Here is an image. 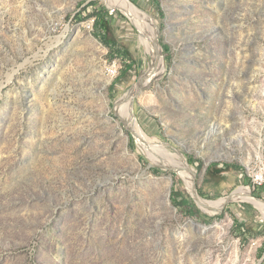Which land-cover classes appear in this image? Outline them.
<instances>
[{
	"label": "rangeland",
	"instance_id": "obj_1",
	"mask_svg": "<svg viewBox=\"0 0 264 264\" xmlns=\"http://www.w3.org/2000/svg\"><path fill=\"white\" fill-rule=\"evenodd\" d=\"M127 1L165 63L137 93L138 14L0 0V264H262L264 209L205 205L264 201V0Z\"/></svg>",
	"mask_w": 264,
	"mask_h": 264
},
{
	"label": "bare ground",
	"instance_id": "obj_2",
	"mask_svg": "<svg viewBox=\"0 0 264 264\" xmlns=\"http://www.w3.org/2000/svg\"><path fill=\"white\" fill-rule=\"evenodd\" d=\"M116 1L118 5L125 8L129 13L133 14V16L135 14H138V16L140 17V19L135 18V17L133 18H134L135 23L140 28V32H141L140 43L146 44L149 47V54H150L149 57L151 58L150 69L145 73L143 77L145 80V83L148 84L145 87L147 88L150 86L151 82L157 76H161L165 68V63H164L162 51H161V48L158 42V37L150 33V17L147 14L143 13L141 10H139L137 7L129 3L127 0H116ZM136 91H137V87L134 89L135 93ZM132 99H133V94L129 93L127 97H125L121 102L126 100L127 103L128 102L132 103ZM127 115L128 116H127L126 122L130 126L132 131L135 133L138 143H140L145 148H147V146L141 142L143 141L142 133L135 127L136 119L129 113ZM149 144H150L149 148L151 149V152L157 153L160 159L164 160L167 168H172L174 171H177L179 175L183 178L185 183L190 187V190L193 191L194 178H193V173L190 171L188 166L184 162H181L180 160H176L172 162L171 160H169L165 152L159 150V146L155 144H151V143ZM237 194L239 198L242 197V199H244L245 201H252L253 199L255 202L259 204L258 205L259 208L264 209L263 202L256 200L255 198L250 196L248 192H244V191L240 193L235 192L233 193L232 197H227V199L225 200H220V201L213 202L211 204H207L205 205V207L206 209H209L210 211H217L221 206L225 205L227 200L234 198Z\"/></svg>",
	"mask_w": 264,
	"mask_h": 264
},
{
	"label": "built area",
	"instance_id": "obj_3",
	"mask_svg": "<svg viewBox=\"0 0 264 264\" xmlns=\"http://www.w3.org/2000/svg\"><path fill=\"white\" fill-rule=\"evenodd\" d=\"M115 13H116V10L115 9H113V10L110 11V14H115ZM109 74L112 77H115L116 75H118V67H117L116 63L110 67ZM251 178H252L251 179L252 186L254 188H257V187H260V186H263L264 185V173L262 171L253 174L251 176ZM261 263L264 264V254H263Z\"/></svg>",
	"mask_w": 264,
	"mask_h": 264
},
{
	"label": "water",
	"instance_id": "obj_4",
	"mask_svg": "<svg viewBox=\"0 0 264 264\" xmlns=\"http://www.w3.org/2000/svg\"><path fill=\"white\" fill-rule=\"evenodd\" d=\"M142 81H143V75L140 77L138 83L136 84V86H137V91H136V93L139 92V91L141 90L140 85H141V82H142ZM126 126H127V128L129 129L127 123H126ZM130 131L133 133V135H135V133H134L132 130H130ZM135 136H136V135H135ZM232 196H233V194H231L229 197H232ZM255 199L264 203L263 200H260V199H258V198H255Z\"/></svg>",
	"mask_w": 264,
	"mask_h": 264
}]
</instances>
